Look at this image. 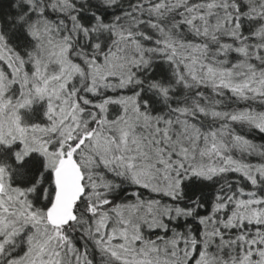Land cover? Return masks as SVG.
I'll use <instances>...</instances> for the list:
<instances>
[{"label":"snow or ice","instance_id":"6c2138e0","mask_svg":"<svg viewBox=\"0 0 264 264\" xmlns=\"http://www.w3.org/2000/svg\"><path fill=\"white\" fill-rule=\"evenodd\" d=\"M0 264H264V0H0Z\"/></svg>","mask_w":264,"mask_h":264}]
</instances>
